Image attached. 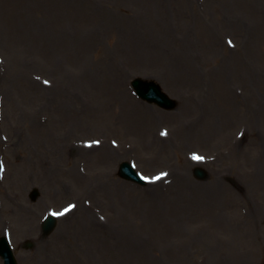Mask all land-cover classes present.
<instances>
[{
	"label": "rangeland",
	"instance_id": "1",
	"mask_svg": "<svg viewBox=\"0 0 264 264\" xmlns=\"http://www.w3.org/2000/svg\"><path fill=\"white\" fill-rule=\"evenodd\" d=\"M0 105L18 264H264V0H0Z\"/></svg>",
	"mask_w": 264,
	"mask_h": 264
},
{
	"label": "water",
	"instance_id": "2",
	"mask_svg": "<svg viewBox=\"0 0 264 264\" xmlns=\"http://www.w3.org/2000/svg\"><path fill=\"white\" fill-rule=\"evenodd\" d=\"M133 85L137 89L138 94L145 100L149 102H156L159 105L163 106L164 108L171 109L175 106V103L168 99V97L162 93L161 88L159 85L155 84L154 82H144L141 80H135ZM127 166H124L122 169V175L127 176ZM130 178L138 181L135 177V173L133 171L130 172ZM196 175L199 178H204L205 174L202 171H196ZM37 194H34V198H36ZM55 220L49 219L45 224L44 230L46 235L49 234L53 228L55 227ZM0 255L4 257L5 264H16L15 259L13 257L12 252L9 249V246L6 242V239H1L0 241Z\"/></svg>",
	"mask_w": 264,
	"mask_h": 264
},
{
	"label": "bare ground",
	"instance_id": "3",
	"mask_svg": "<svg viewBox=\"0 0 264 264\" xmlns=\"http://www.w3.org/2000/svg\"><path fill=\"white\" fill-rule=\"evenodd\" d=\"M30 18V16H22V19H29ZM26 21V20H25ZM28 21V20H27ZM241 24V23H240ZM240 24L238 25V26H240ZM53 92V96H54V93L55 92H57V91H55V90H47V94H51ZM58 93V92H57ZM52 97V96H51ZM12 178H15V176L14 175H12ZM262 178V176H258L257 177V179H261ZM213 185H209L208 187H206L205 189H204V191L206 192V194H208L209 196H211L210 194H212V196L211 197H217V198H219L220 196H223L224 195V193L225 192H221V189L219 188V187H221V186H218V187H216V185H214L215 183L213 182L212 183ZM224 186V185H223ZM222 186V187H223ZM203 198V200H205V198L204 197H202ZM216 198V199H217ZM212 199V198H211ZM11 201L13 202L14 201V199H12L11 198ZM248 206H250V204H247ZM20 207H22V205H20ZM9 209H10V211L11 210H13V211H16V210H14V207L13 208H11V207H8Z\"/></svg>",
	"mask_w": 264,
	"mask_h": 264
},
{
	"label": "snow or ice",
	"instance_id": "4",
	"mask_svg": "<svg viewBox=\"0 0 264 264\" xmlns=\"http://www.w3.org/2000/svg\"><path fill=\"white\" fill-rule=\"evenodd\" d=\"M166 134V133H165ZM194 159H197V160H200V159H203V157H200V156H194L193 157ZM163 175H167V173H164ZM157 179H160V177H157ZM72 207H75L74 205ZM67 211V210H66ZM53 215H57L56 213H53ZM60 215H63V213H60Z\"/></svg>",
	"mask_w": 264,
	"mask_h": 264
}]
</instances>
